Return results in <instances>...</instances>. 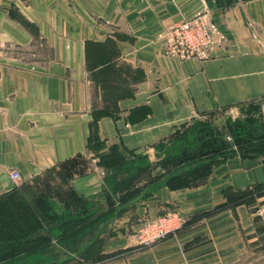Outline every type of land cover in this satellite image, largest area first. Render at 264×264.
Returning <instances> with one entry per match:
<instances>
[{
    "label": "crops",
    "instance_id": "1",
    "mask_svg": "<svg viewBox=\"0 0 264 264\" xmlns=\"http://www.w3.org/2000/svg\"><path fill=\"white\" fill-rule=\"evenodd\" d=\"M201 13L223 38L198 55L168 53L166 29ZM89 42L114 51L90 70ZM109 64L121 67L131 93L116 100L114 115L96 117L99 152L116 145L133 159L131 151H147L151 165L134 179L142 192L100 229L101 252L119 251L96 264H264V193L258 212L244 202L217 208L228 191L264 183V158L231 154L194 186L150 179L163 172L153 165V145L192 118L222 108L235 118L252 102L263 110L264 0H0V197L80 154L86 169L67 184L103 201L106 170L87 143L102 92L91 75ZM143 105L149 112L137 116L133 110ZM170 209L184 215L183 228L137 244L136 223Z\"/></svg>",
    "mask_w": 264,
    "mask_h": 264
},
{
    "label": "trees",
    "instance_id": "2",
    "mask_svg": "<svg viewBox=\"0 0 264 264\" xmlns=\"http://www.w3.org/2000/svg\"><path fill=\"white\" fill-rule=\"evenodd\" d=\"M86 52L87 68L89 70L100 63L108 61L114 53L110 43L94 42L87 43ZM120 70L121 67L115 68L109 64L104 68L93 71L91 75L94 82L102 90L103 105L94 106L93 114L95 117L91 123V133L88 137L87 146L92 151L93 156L98 157V163L106 170L103 195L110 202L107 210L88 211L85 203L88 200L92 201L94 198L77 194L67 184L68 177L73 173H81L86 169V160L80 154L64 160L59 164V169L44 174L50 176L48 181L42 179L44 187L40 191L35 190L31 195L26 196L21 192V189L27 183L21 182L11 192L0 197V264H51L55 263L57 258H60L61 262H68V260L75 257L74 262L76 264H87L86 261L90 258L100 261L119 251L101 252L100 250L98 253L85 258L81 255V249L88 251L92 249L94 243L100 241L101 227L109 218L120 212L122 202L139 194L138 191L141 190V186H133L131 183L136 176L147 170L151 165L147 154H134V151H131L134 158L127 159L121 154L116 145L109 146L106 152H99L104 143L96 132V117L98 115H114L118 111L116 100L131 93V89L125 84L127 83L126 79L120 77ZM120 87H124L126 93L113 97L114 94L120 91ZM133 111H136L137 116H142L147 114L149 109L143 105ZM241 112L242 114L235 118L227 116L225 125L222 127L223 130L226 127V133L231 136L236 149L233 150L231 144L229 146V142L224 139V133L217 127V129L211 128L206 123H201V127L193 124L196 123L193 122L188 129L182 131L183 126H187L189 123L183 124L169 137L170 141L166 139L155 144L156 147L169 144V149L166 147L167 152H165L164 157L156 161V164L163 168V172L150 179H160L170 188L194 186L207 178L215 164L231 154L237 153L241 157L264 158V122L257 125L255 120L257 114L261 113L260 104L252 102L246 105ZM191 120L194 121L196 118L194 117ZM135 159H137V166L133 173L120 170L123 164L132 165ZM184 161H189L191 165L179 167L178 164H183ZM116 168H119V173L113 174L112 177L118 186H114L115 189L107 193L109 192L107 183L109 173ZM52 174L56 175L58 179V182H55L53 186L50 184ZM38 180H41V178H38ZM117 192H121V195L118 196L119 202L115 205L110 196L111 193ZM263 193L264 183L259 182L243 189L230 190L227 192V200L219 204L217 208L240 202L255 205L256 198ZM51 194L62 202V209L59 212L55 210L50 201V197L53 196ZM108 214L110 216L106 218ZM103 218L105 219L102 221ZM99 220L102 222L91 239L83 240L79 237L82 228H86L90 224L94 225ZM56 225L60 228L58 235L55 231ZM54 237H58L55 242L52 241ZM43 246H47L45 253L50 254L43 262L41 261L42 263L23 260L38 252ZM74 247L75 251H70ZM56 248L63 250L62 256L51 255L52 251L56 254L60 253ZM81 259L84 262L80 261Z\"/></svg>",
    "mask_w": 264,
    "mask_h": 264
},
{
    "label": "rangeland",
    "instance_id": "3",
    "mask_svg": "<svg viewBox=\"0 0 264 264\" xmlns=\"http://www.w3.org/2000/svg\"><path fill=\"white\" fill-rule=\"evenodd\" d=\"M116 83H119V82H116ZM126 84V83H125ZM125 94L126 92H125V88L123 87H120V91H118V93H116V94H114L113 95V97L114 96H116V95H120V94ZM102 92H101V97H102ZM101 97H100V100L99 101H97V102H95V105L97 106V107H99V106H102L103 105V101L101 102ZM229 114H230V112H229V110H228V108H222V109H219V110H216V111H214V112H212V113H208V114H205V115H201V116H196L195 118H196V120H189V122H187V126L185 125V126H183V128H182V131L183 130H186V129H188L189 128V126L190 125H192V123L193 122H196V123H199V124H196V123H193V124H195V125H197V126H201L202 124L201 123H206V124H209V126H211V128L213 127V128H219L220 129V131L221 132H223L224 133V139H225V141H227V142H229V146H230V144H231V146H232V148H233V150L234 149H236V145L232 142V138H231V136L229 135V134H227L226 133V127H225V130H223L222 129V127L225 125V120H226V116H229ZM257 116H259V117H257ZM257 118L255 117V120H256V122H257V125H259L258 123H260V122H263V110H261V113L259 114H257ZM202 127V126H201ZM185 128V129H184ZM216 128V129H217ZM180 133V132H179ZM171 135H173V134H171ZM171 135L170 136H168V138H164L163 140H166V139H169V137H171ZM160 141H162V140H160ZM168 141H170V139L168 140ZM168 141H165V142H168ZM159 142V141H158ZM157 143V142H156ZM155 143V144H156ZM155 144L153 145V152H154V158H153V162H154V166H159L162 170H163V168L160 166V165H158V164H156V161L158 160V159H162L163 157H164V154H165V152H167L166 151V149L169 147V144L167 145H162V146H158V147H156L155 146ZM167 147V148H166ZM169 149V148H168ZM106 152V151H105ZM146 152L147 151H140L139 153H145L146 154ZM168 152H170V151H168ZM197 158H199V157H197ZM148 160H149V157H148ZM179 165V167H187V166H190L191 165V163L189 162V161H184V163L183 164H178ZM136 166H137V159H135V161L133 162V164L131 165V164H123V167L120 169L121 171L123 170H127V171H129V172H134V170H135V168H136ZM175 166H177V165H175ZM169 168V167H168ZM169 169H171V168H169ZM119 168H116L115 170H113L111 173H109V176H108V178L109 179H107V183H108V185H109V192H107V193H110L111 191H112V189L114 190L115 189V187L114 186H118L117 184H116V181H114V179H113V174H118L119 172ZM50 175H48V176H46V175H43L42 177H41V180H38V179H35L34 181H31V182H27V184H24V186L22 187V189H21V192L23 193V194H25L26 196H29V195H31V193L32 192H34L35 190H38V191H40L41 189H42V187H44V183H43V181H42V179H45V180H47L48 181V177H49ZM143 177H148L147 176V173H143ZM58 179H57V176L56 175H54V174H52L51 175V181H50V184H51V186H53L54 184H55V182H58L57 181ZM53 181V182H52ZM138 181V180H137ZM115 182V183H114ZM136 184V182L135 181H133L132 183H131V185H135ZM128 185H129V183H128ZM127 185V186H128ZM137 185H138V183H137ZM44 189V188H43ZM111 190V191H110ZM142 192V190H139L138 191V193H141ZM119 193V194H118ZM121 195V192H117V193H111V196H110V198L113 200V203H115V205H117L118 203H117V201H118V196H120ZM53 201V200H52ZM53 202H55V200L53 201ZM108 203H110L109 202V199H107L105 196H104V198H103V201L101 202L100 200H88V201H86V203H85V207L87 208V210L88 211H96V212H98V210L100 211V210H107V207H108ZM117 203V204H116ZM56 205H58V206H61L62 207V205H61V203H55ZM78 204V203H77ZM260 204L261 203H259V204H255V205H249L251 208H253V210L254 211H256V212H258V211H260V210H262L261 208L262 207H260ZM78 206H80L79 204H78ZM167 211H169V212H173V211H175L176 213H178L180 216H182L183 217V219H184V222H183V224H181L178 228H176L175 230H173V232L172 231H170L164 238H166V237H168V236H171V235H174V234H176L181 228H183V226H184V223H185V217H184V215L181 213V212H179V211H177V210H174V209H170V210H167ZM167 211H165V212H167ZM110 213V212H109ZM161 214V213H160ZM160 214H158L156 217H158ZM108 216H110V214H108V215H106V218L108 217ZM155 217V218H156ZM105 218H103V219H101L102 221L104 220ZM153 219V218H152ZM102 221H97L94 225L93 224H90V225H88L86 228H82V231L79 233V237H81L83 240L85 239V240H89V239H91L92 238V236H93V234L95 233V230L97 229V227L101 224V222ZM55 231H56V234L58 235V233L60 232V228L56 225V227H55ZM56 235V236H57ZM163 238V239H164ZM56 239H58V237H54V238H52V241L53 242H55L56 241ZM78 240H80V239H78ZM162 240V239H161ZM157 241H159V240H157ZM157 241H155V242H157ZM154 242V243H155ZM102 243V239H100V241L98 242H96V243H94V246L92 247V249H90V250H88V251H83V249H81V251H82V253H81V255H82V257H88V256H90V255H93L94 253H98L100 250H101V244ZM138 244V243H137ZM153 244V243H152ZM140 245V244H139ZM151 245V244H150ZM141 246H148V245H141ZM46 249H47V246H43V247H41L40 248V250H38V252H36V253H34L33 255H30L29 257H27V258H25V259H23V260H25L26 262H40V263H42L43 262V260L44 259H46L48 256H49V254H46L45 252H46ZM57 250H59L60 251V253L59 254H56L55 252H53L52 251V253H51V255L52 254H55V255H57V256H62V251L63 250H61L60 248H56ZM69 249V248H68ZM263 248H261V249H259V248H255V255H261V254H263V250H262ZM70 251H72V252H74L75 251V247L74 248H72ZM79 253V252H78ZM65 255V254H64ZM83 255H85V256H83ZM56 256V257H57ZM75 259H76V257L75 258H73V259H71V260H68V262H61V260H60V258H57V259H55V263H51V264H71V263H73V264H76L74 261H75ZM58 260V261H57ZM42 261V262H41ZM80 261H83L84 262V260L83 259H81ZM85 261H86V259H85ZM82 262V263H83ZM87 262V264H96V260L95 259H93V258H90V260H87L86 261ZM255 264H262V260H259L258 262H256V260H255Z\"/></svg>",
    "mask_w": 264,
    "mask_h": 264
},
{
    "label": "built area",
    "instance_id": "4",
    "mask_svg": "<svg viewBox=\"0 0 264 264\" xmlns=\"http://www.w3.org/2000/svg\"><path fill=\"white\" fill-rule=\"evenodd\" d=\"M215 36L221 40L224 34L217 25L207 19L205 14H196L180 19L166 29V50L181 58L198 55L214 45ZM10 176L15 181L19 180V173L16 170L12 169ZM183 222V217L175 211L163 212L156 218L139 220L134 227L133 235L138 244L150 245L163 239Z\"/></svg>",
    "mask_w": 264,
    "mask_h": 264
}]
</instances>
